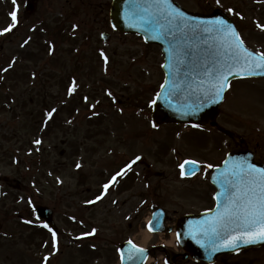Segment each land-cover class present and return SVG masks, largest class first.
<instances>
[{
	"label": "rangeland",
	"instance_id": "rangeland-1",
	"mask_svg": "<svg viewBox=\"0 0 264 264\" xmlns=\"http://www.w3.org/2000/svg\"><path fill=\"white\" fill-rule=\"evenodd\" d=\"M38 1L36 12L29 15L26 11L27 0H17V26L11 32L0 35V176L10 177L7 188L8 216L3 226L6 237L3 239L0 235V264H117L118 246L129 238L141 242L147 216L139 219L132 233L127 231L128 220L122 215L123 207L116 209V200L113 199L118 198L117 193L107 197L100 209L86 216L95 227L87 225L85 230L68 232L64 214L73 212L81 216L82 205L92 200L95 187L100 186L119 167L115 166V150L120 147L129 150L131 146V153L143 154L149 150V145L163 142L167 133H173L174 125L152 126V108L148 106L154 100L156 89L163 83V53L159 46L145 43L141 36L112 31L106 22L96 21L97 17L100 18L99 7L84 8L78 5L70 8L64 6L66 0ZM181 1L189 9L196 10L198 6L196 0ZM211 1L213 6L226 12L229 8L233 9L232 13H228L237 20L244 41L251 48L264 52V0ZM14 8L16 6L12 0H0V31L11 23L9 13ZM57 24L64 28L65 33L72 31L74 36L59 40L60 37L54 36L52 30ZM257 24L262 27H257ZM104 30L112 34L108 41L101 38ZM48 40L51 41L50 48ZM54 47L58 50L57 56L52 55L51 49ZM101 53L108 58L107 64ZM71 57L73 61L82 60L79 65L82 70L73 67L77 60L72 63ZM72 67L73 74L83 85L76 87V97L82 101L83 94L90 95L91 102L74 101L69 112L62 116L66 120L64 123H60L59 116V121L54 120V127L39 135L44 138L42 148L46 151L42 153L49 157V164L43 169H34L30 161L32 158L17 152L21 143L17 139L10 140L7 133L16 138L18 132L22 135L37 127L42 115L39 108L42 95H48L50 104L60 95L62 99L66 98L65 81L58 84L60 80L55 79L53 74H61L68 80L67 69ZM5 68L9 70L4 72ZM39 80L40 89L37 85ZM56 83L58 86L54 89ZM92 88L95 91L90 93ZM51 90L56 94L53 95ZM70 100H74V96ZM59 101L62 104V100ZM94 104L100 107L91 109ZM218 121L221 126L250 141L252 146L259 141L257 146L264 151V78L234 80L221 106ZM147 130L148 135H145ZM207 131L196 130L199 134L196 135V149H192L190 155H196L208 163L215 161L217 167L229 151L222 152L217 146L216 151L211 153L210 147L214 150L223 136L214 134L220 132L219 128ZM180 141L177 136L175 143ZM235 145L227 138L221 147L224 150ZM12 149L19 153L20 160H13ZM157 168L170 169L174 174L170 161L158 163ZM24 177L33 179V182L29 185L24 181L23 188L16 190L13 187L16 181H22ZM40 177L43 178L41 181ZM144 181L141 174L133 180L136 196L128 207H124L127 213L132 214L131 218L141 202L139 194L147 195L152 186L146 187ZM162 184L160 193L169 196L165 204L173 221L176 218L174 210L196 211V190L200 193L199 206L208 205L204 200L208 187L204 177L190 182L174 181L172 177ZM87 188H92V193L86 191ZM119 201L121 205L124 204V201ZM37 204L48 205L56 211L55 220L64 234L58 238L57 248L41 245L48 234L39 229L35 218L27 216L30 221L27 224H21L19 220ZM173 221L170 225H173ZM93 229L96 230L95 235L74 242L76 235L84 236ZM174 235H155L149 245L166 244L169 250L167 256L171 259L173 254L182 251ZM165 256L162 251H155L147 264H166ZM178 264L204 263L188 259ZM216 264H264V247L223 255Z\"/></svg>",
	"mask_w": 264,
	"mask_h": 264
},
{
	"label": "snow or ice",
	"instance_id": "snow-or-ice-1",
	"mask_svg": "<svg viewBox=\"0 0 264 264\" xmlns=\"http://www.w3.org/2000/svg\"><path fill=\"white\" fill-rule=\"evenodd\" d=\"M12 4L16 8L9 13L11 23L0 31V35L11 32L17 26V0H12ZM228 12L232 13L233 9L229 8ZM127 16L132 26L144 28L146 32L151 33L152 39L168 40L169 73L161 89L164 90L169 84L171 87L168 88L165 99L180 90L178 83L180 77H186L195 84L194 91L201 93L198 99L214 103L230 86L229 76L247 78L257 72H264V52L254 54L244 47V42L236 29L224 19L197 21L173 7L171 0H130ZM257 27L262 26L257 24ZM209 41L216 45L215 51L202 55L200 44H209ZM101 56L107 64L108 58L104 56V53H101ZM8 70L3 69L4 72ZM197 77L199 79H196ZM75 86L73 81L72 87L69 88V95L74 92ZM188 87H191V84ZM108 94L111 95V93ZM155 103L156 100H153L152 104ZM202 106L203 104H197L196 109L199 110ZM54 112L55 109L48 113L49 119H52ZM152 126L156 127L155 124ZM35 143L40 144L41 141L36 140ZM141 159L142 157L137 156L124 169L117 172L108 183L103 185L102 193L88 203L95 204L102 200L117 182V177L123 178L127 171L131 170L132 165ZM197 164L195 160L184 161L180 165L181 176L186 175L188 165L192 166L191 174L195 175ZM77 167L79 168L80 165L78 164ZM205 167L211 168L212 165ZM218 182L222 189L220 196L223 202L217 204L216 214L210 222H206L205 226L191 233L192 238L200 243L198 237L203 236L211 244L213 252L222 248L234 249L241 242L255 244L264 241V169L247 162H233L230 168L226 167L221 173ZM213 198L216 199V197ZM24 223L27 224L30 221L26 220ZM43 227L48 228V231L52 233V246L57 248L56 233L47 224ZM149 230L151 231L152 228L150 227ZM95 232L96 230L93 229L85 233L84 237L95 235ZM82 238L77 237V239ZM128 243L132 248L128 259L142 264L144 250L137 248L132 241Z\"/></svg>",
	"mask_w": 264,
	"mask_h": 264
},
{
	"label": "water",
	"instance_id": "water-1",
	"mask_svg": "<svg viewBox=\"0 0 264 264\" xmlns=\"http://www.w3.org/2000/svg\"><path fill=\"white\" fill-rule=\"evenodd\" d=\"M171 4L173 7L179 9L180 11L184 12L185 15L197 20V21H212L217 18L224 19L228 24L236 29L235 24L223 15L221 12L216 11L214 14L210 16H203L198 15L196 13H190L184 9H182L178 4H176L173 0H171ZM28 9L30 12L34 11L35 4L33 2L28 4ZM130 10V0H114L112 8H111V21L115 29H118L122 32L126 33H136L143 35L144 39L149 43H157L160 44L162 50L165 54V63L163 68L166 72V78H168L169 68L167 67L169 63V43L167 39H152L151 33L146 32L142 27L132 26V22L128 19L127 13ZM237 31V29H236ZM238 33V31H237ZM239 35V34H238ZM211 45V47H209ZM245 47V46H244ZM216 45L209 41V44H200V52L202 55L211 53L215 51ZM247 48V47H246ZM248 49V48H247ZM249 51L256 52L248 49ZM182 71H185L182 69ZM249 76H264V72H257L255 75ZM235 78H240V76H229V81ZM196 79H199L198 77ZM179 89L175 91L172 95H169L167 99H165V95L167 94L168 88L171 85H166L164 90H160L159 95L156 97V103L153 107V119L157 123L162 122H190L194 124H212L215 125V118L218 114V108L221 102L224 99L225 92L222 96L217 99L216 102H208L201 99H198V96L201 93L195 92V84L191 83V80L186 77L178 78ZM191 84V87L188 85ZM228 88V87H227ZM227 90V89H226ZM197 104H203L199 110L196 109ZM244 160H252L250 156H248L246 149H237L231 152L228 155L227 160L225 161L224 165L221 167V171L223 172L225 168H230L233 162H240ZM255 166L253 163H249ZM219 179V178H218ZM217 184L219 187L218 193V203L223 202L222 197L220 196V192L222 191L221 186L218 182ZM37 213L39 217L48 218L50 215V210L45 207H38ZM216 214L215 211H208L198 215H186L179 219L177 225V236L178 239L186 251L182 258L186 259L191 256L193 259L197 261H204L212 263L216 260V257L222 253L234 252L244 248L254 247V246H261L264 245V241L257 242L255 244H244L239 243L238 246L234 249H221L219 251H212L211 244L209 241L204 238L203 236L198 237L200 239V243H197L196 239L192 238L191 233L194 231L199 230L203 226H205L206 222H210ZM203 245V246H202ZM146 254H143V261L142 264L146 260ZM129 253L126 252L124 256V264H139V261H132L128 259Z\"/></svg>",
	"mask_w": 264,
	"mask_h": 264
},
{
	"label": "flooded vegetation",
	"instance_id": "flooded-vegetation-1",
	"mask_svg": "<svg viewBox=\"0 0 264 264\" xmlns=\"http://www.w3.org/2000/svg\"><path fill=\"white\" fill-rule=\"evenodd\" d=\"M180 1V0H177ZM112 0H66V3L64 6L73 8L74 6L81 5L83 7H92L100 8V12H98V16L100 18H96L97 20H100L101 22H106V24L110 23L109 18V11L111 6ZM198 3V6L196 7V10L201 11L203 13H209L213 9H215V6H213L211 0H196V4ZM106 12V13H104ZM223 130L222 128H220ZM189 133L182 134V144L183 147H177L176 144H173V139L171 136H167L166 138L162 139L163 142L154 143L152 145H149V150L143 154H133L132 147L130 146L129 150H126L124 147L119 148L114 153L115 156V162L117 164L126 167L131 161L135 160L137 156L142 157L140 161L132 165L131 170L127 171V174L123 176V178H119V182L116 186L118 190L117 196L122 201H124V204L122 205V214L127 215L128 213L124 209V207H128V205L131 203L132 199L136 196L134 190V183L133 180L135 179V173L141 174L143 178L145 179L144 183L146 184V187H148L150 184L152 185L147 195H141L138 196L141 198V207L139 210V213L136 214V217L133 221H130L128 224L127 229L128 230H134L137 223V218L140 214H146L149 212V209H151L150 213L154 211L158 207H164L167 208L165 204V200L169 197L168 194L163 195L160 193V190L163 189V184L165 180L172 179L174 177V181L176 179L182 180V181H192L196 180L198 175L188 177V176H181V168L180 165L187 159H193L196 161V155H190L192 149H196V134L189 129ZM171 142V143H169ZM248 146L254 151L255 159L256 161L264 164V151L262 149H259L257 145H259V142L256 141L255 146L251 145L250 141H246ZM181 146V145H180ZM150 151V153H149ZM171 164V170L174 172L172 174L169 170L170 169H161L157 168L158 163H164L169 162ZM212 167H215L213 164ZM211 167V168H212ZM211 168L204 167L202 165L203 171H209L208 176V187L207 193L205 194V201L207 202L206 206L200 207L199 206V197L200 193L196 190V213L200 212L205 209H213L216 206V199L213 197H216V186L210 181V171ZM175 175V176H173ZM154 183H153V181ZM154 185H153V184ZM120 187V188H119ZM205 193V192H204ZM122 195H125L124 198H122ZM103 205L101 204H93L90 208L86 207L84 210H82L83 215H88L90 211H93L94 209H100ZM119 207V206H117ZM135 207V206H134ZM180 210H174V215H178ZM8 212V203H7V190L4 188L1 190V197H0V217L1 219L3 217L7 216ZM194 212V211H190ZM169 212H167V221L170 220L168 217ZM172 221V220H171ZM166 251V250H164Z\"/></svg>",
	"mask_w": 264,
	"mask_h": 264
},
{
	"label": "trees",
	"instance_id": "trees-1",
	"mask_svg": "<svg viewBox=\"0 0 264 264\" xmlns=\"http://www.w3.org/2000/svg\"><path fill=\"white\" fill-rule=\"evenodd\" d=\"M59 32H61V30H59ZM50 46V45H49ZM47 97L46 96H42V99H41V108H43V109H45V110H47L48 109V103H47ZM30 104H32V103H30ZM34 104V103H33ZM45 117V116H44ZM38 123H40V119H39V121H38ZM37 123V124H38ZM45 126H47V125H45ZM20 136L21 137H25V138H27V139H29V140H31L32 139V135L30 134V132L28 133H26V134H24L23 136L22 135H20V133L18 132V136H17V138H19L20 139ZM15 137V135H12V137H11V139H13ZM33 148H35L34 146H32Z\"/></svg>",
	"mask_w": 264,
	"mask_h": 264
},
{
	"label": "bare ground",
	"instance_id": "bare-ground-1",
	"mask_svg": "<svg viewBox=\"0 0 264 264\" xmlns=\"http://www.w3.org/2000/svg\"><path fill=\"white\" fill-rule=\"evenodd\" d=\"M175 237V236H174ZM150 238H151V234L148 233V232H144L142 234V240H141V244L142 245H147L150 241Z\"/></svg>",
	"mask_w": 264,
	"mask_h": 264
}]
</instances>
